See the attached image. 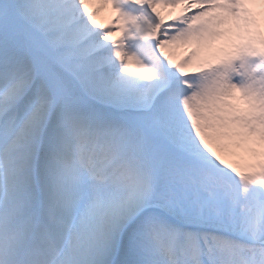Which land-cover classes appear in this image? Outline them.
Here are the masks:
<instances>
[{"label": "snow or ice", "instance_id": "snow-or-ice-1", "mask_svg": "<svg viewBox=\"0 0 264 264\" xmlns=\"http://www.w3.org/2000/svg\"><path fill=\"white\" fill-rule=\"evenodd\" d=\"M0 264H264V0H0Z\"/></svg>", "mask_w": 264, "mask_h": 264}, {"label": "bare ground", "instance_id": "bare-ground-1", "mask_svg": "<svg viewBox=\"0 0 264 264\" xmlns=\"http://www.w3.org/2000/svg\"><path fill=\"white\" fill-rule=\"evenodd\" d=\"M108 14H109V9L108 8H104V9H101L100 11H99V13H98V15H97V22L98 23H106L107 22V16H108ZM185 51H187V48L185 47ZM184 51V52H185ZM183 52V53H184ZM183 53H180L181 55L183 54ZM179 57V56H178Z\"/></svg>", "mask_w": 264, "mask_h": 264}, {"label": "rangeland", "instance_id": "rangeland-1", "mask_svg": "<svg viewBox=\"0 0 264 264\" xmlns=\"http://www.w3.org/2000/svg\"><path fill=\"white\" fill-rule=\"evenodd\" d=\"M102 9H104V7H102ZM180 55H181V54H180ZM178 56H179V53H178V55H177V58H179Z\"/></svg>", "mask_w": 264, "mask_h": 264}]
</instances>
